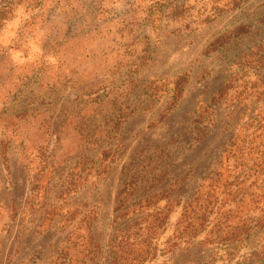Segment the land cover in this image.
<instances>
[{"label": "rangeland", "instance_id": "obj_1", "mask_svg": "<svg viewBox=\"0 0 264 264\" xmlns=\"http://www.w3.org/2000/svg\"><path fill=\"white\" fill-rule=\"evenodd\" d=\"M140 3L10 0L0 25V113L55 103L59 110L41 113L50 138L44 155L59 153L63 162L42 174L14 168L11 198L0 191V264H106L111 237L141 217L132 205L152 193L151 207L170 206L163 248L179 202L218 167L236 132L264 112V0L179 33H170L179 24L166 17L159 34L147 28ZM184 73L181 96L166 112ZM7 177L0 173V183ZM130 180L133 211L124 217L115 201ZM204 237L153 262L203 264L219 256L223 249ZM259 240L253 235L240 252Z\"/></svg>", "mask_w": 264, "mask_h": 264}, {"label": "trees", "instance_id": "obj_2", "mask_svg": "<svg viewBox=\"0 0 264 264\" xmlns=\"http://www.w3.org/2000/svg\"><path fill=\"white\" fill-rule=\"evenodd\" d=\"M246 1L140 0V9L147 28L156 34L166 17L179 24L170 33H179L193 23L208 22L233 11ZM8 4L10 0L0 8V25L10 17ZM235 29L241 31L244 27ZM185 77L186 73L177 76L166 112L180 98ZM235 141L218 160V167L202 177L193 195L179 202L180 214L166 246L160 248L158 240L167 229L170 206L151 207L149 200L156 196L152 193L132 205L138 206L137 212H143L141 217L111 237L106 264H167L153 261L180 244H188L203 232L204 243L223 249L219 256L213 254L203 264H264V112L237 131ZM132 181L116 195L115 209L124 206V217L133 208L126 206ZM257 233H260L258 244L240 252L244 243Z\"/></svg>", "mask_w": 264, "mask_h": 264}, {"label": "crops", "instance_id": "obj_3", "mask_svg": "<svg viewBox=\"0 0 264 264\" xmlns=\"http://www.w3.org/2000/svg\"><path fill=\"white\" fill-rule=\"evenodd\" d=\"M10 90L11 88L8 89L6 93ZM47 95H53V92L47 91ZM28 105L29 104L26 103L23 106V110ZM47 105L46 108L43 105V109H40L38 112L36 110L33 111V113L20 114L19 116L17 113L12 112L11 109L7 112L0 113V145L3 143V147L6 150V152L3 153L1 150L2 146L0 147V173L9 175L4 182L0 183V191H8V198H11L10 191L15 188L16 180L13 178V174L17 173V171L14 170L15 167H19L23 175L34 173L42 174L52 169L53 166H59L63 162L59 153L52 155L47 153V155H44V151L50 146V138L43 135L46 128L42 126L41 113L44 112V108L46 111H50L48 113L59 110L56 108L55 103H47ZM48 113H45V116H48ZM50 115L51 114H49V116ZM18 120L20 123L16 125L15 122ZM56 142L57 145L63 144V138H56ZM36 160L37 163H40L39 168H34V170H32L31 166ZM21 180L24 182L23 189L27 190L29 183L27 177L24 176ZM0 202H2V200H0ZM4 203L9 204L8 206L11 205L10 201L7 202L5 199ZM4 210V208L0 207L2 213ZM39 227L40 224L37 225V228Z\"/></svg>", "mask_w": 264, "mask_h": 264}]
</instances>
